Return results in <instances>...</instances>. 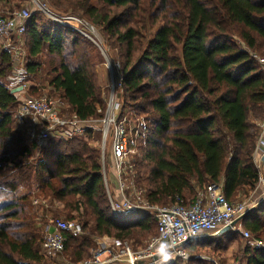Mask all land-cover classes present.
Returning a JSON list of instances; mask_svg holds the SVG:
<instances>
[{
    "label": "trees",
    "instance_id": "16d2710c",
    "mask_svg": "<svg viewBox=\"0 0 264 264\" xmlns=\"http://www.w3.org/2000/svg\"><path fill=\"white\" fill-rule=\"evenodd\" d=\"M49 2L57 11L79 14L97 25L118 49L123 110L145 121L135 171L136 185L149 204L165 206L175 198L191 204L196 192L210 184L219 185L230 203L254 191L259 176L254 153L264 125V73L253 56L264 59V0ZM23 38L22 81L30 83L29 93L49 89L48 95L64 102L65 114L81 121L100 118L103 101L94 74L99 54L93 45L37 13L28 19ZM43 54L50 59L46 63L40 60ZM10 76V57L0 51V264L44 260L32 195L63 205L62 211L52 212L54 218L60 214L80 223V236L66 235L63 247L73 263L88 258L101 236L131 242L133 249L145 246L156 235L155 220L148 212L111 214L99 150L91 146L89 135L49 140L33 158L34 145L25 143L13 120L19 99L7 84ZM186 194L195 196L186 200ZM238 225L261 238L264 202ZM234 236L241 238L239 232H226L184 249L190 255L203 248L224 251ZM243 253L246 264H264V250L247 243ZM186 264L212 263L192 257Z\"/></svg>",
    "mask_w": 264,
    "mask_h": 264
},
{
    "label": "built area",
    "instance_id": "2783aa9c",
    "mask_svg": "<svg viewBox=\"0 0 264 264\" xmlns=\"http://www.w3.org/2000/svg\"><path fill=\"white\" fill-rule=\"evenodd\" d=\"M47 19L66 29L86 37L89 40L91 28L85 20L73 15L55 16L38 0H30ZM32 13L26 9L7 12L0 15V51L7 53L12 63L11 89L21 87L15 94L20 97L14 111L13 120L16 126L27 129V135L38 153L49 140H60L67 137L95 138L100 133L98 150L100 172L107 194L110 211L114 217L127 216L138 212H148L156 223V235L151 237L145 246L133 249L127 241L114 238H101L90 256L78 264H186L190 258L207 260L201 254L190 255L184 249L201 238L219 236L220 231L240 220L253 209L257 201L247 200L228 202L219 185L210 184L196 194L191 204H185L180 198L167 206L151 205L138 190L133 176L138 156V141L145 121L134 111L123 110L122 91L123 74L120 63L105 57L102 67L107 76L108 95L102 99L101 117L86 121L64 113L66 106L61 99L47 95L27 96L30 85L22 81L24 63V32ZM99 47V46H97ZM99 49V48H98ZM260 70L264 73V59L253 56ZM26 95V96H25ZM86 139V138H85ZM261 146V147H260ZM261 148V149H260ZM108 149V156L106 152ZM254 163L258 171L264 156V144L258 141ZM257 157V158H256ZM112 170L113 182L107 180L106 174ZM109 181V182H108ZM264 184V176L259 174L257 185ZM264 201V194L262 195ZM259 201V203H261ZM230 231H239L242 239L250 241L254 250H264V240L255 239L247 230L234 225ZM82 227L76 220H50L44 228L40 251L47 258H56L63 251L66 235L79 237ZM209 261V260H207ZM212 264H226L210 260ZM42 264V263H40ZM237 264V263H233Z\"/></svg>",
    "mask_w": 264,
    "mask_h": 264
},
{
    "label": "rangeland",
    "instance_id": "374dc122",
    "mask_svg": "<svg viewBox=\"0 0 264 264\" xmlns=\"http://www.w3.org/2000/svg\"><path fill=\"white\" fill-rule=\"evenodd\" d=\"M38 2H39L40 6H42L41 4L45 5V7H47L49 9V11L55 16L73 15V16H77L79 18H82L81 16H79V14H72L70 11H67L65 13H63L62 11H57L54 8V6H52V4L49 2V0H38ZM22 9H26L28 12H30L32 14L33 13L40 14L44 19L49 20V19H47L45 17V15L34 4H32L30 2V0H27L24 3H21V4L19 3L18 0H10L9 4H4V3L0 2V15H6V13L9 10H11V11H20ZM82 19L85 20L86 25L89 26L92 29L91 32H89V34H90L89 36H90L91 40H89L86 37H83V36L82 37L86 41H88L91 45H93V47L95 48L96 52H98V54H99V63H97L95 68H94V74L96 76L97 86H98V88L100 90V93H101V99H103L104 96L106 97L108 95V91H107V76H106V72H104V69L102 67V62L104 61V58H103L104 56H102V54L100 52V50H102L100 47L103 48V51L105 52V57H107V59H109L110 61H113V62L120 63V59L118 58V49L111 47L107 43L105 37L102 35V33L100 31V28L97 25H95L92 22L88 21L86 18H82ZM97 46H99V47H97ZM24 54H25L24 55V58H25V56H26L25 44H24ZM40 60H41V62L46 63L50 59L45 54H43V55L40 56ZM11 77L12 76H10L8 78V83L7 84L12 88L14 86V83L12 82V78ZM38 80L39 81L43 80L42 74H40V79H38ZM35 83L39 84L41 86L40 82H35ZM29 85H30V83H29ZM38 90L39 91H38L37 94H30L29 91H27L26 95L27 96H32V97H35V96H38V95L50 96V95H48V93L50 92L49 89L45 88L43 90H40V89H38ZM16 95H21V94H16ZM18 99H20L19 96H18ZM22 131L24 132L23 136H24V139H25V143L27 145H31V142H30V140L28 138V135H27V129L24 127V128H22ZM94 135H95V138L91 142V146H93V147L98 149V144L97 143H98V139H100V133L96 132ZM36 152L37 151L35 150V153H33V156H34L33 158H35V157L37 158L39 153L37 154ZM108 152L109 151L107 149V152H106L107 159L109 158ZM99 160H100V158H99ZM133 174H134L133 180H134V183L136 185V171ZM106 177H107V180H109L110 182L111 181L113 182V180H114L113 171L112 170L108 171V173L106 174ZM136 187H137L138 190H141V191L144 192V190H143V188L141 186L136 185ZM31 190H30V196H31V194L33 192V191L31 192ZM22 191L26 192L27 190L26 191L22 190ZM198 192H196V193H198ZM251 194H252V192L251 193L249 192L247 194L246 193L245 194H240L237 197V199L234 200L233 202L247 201V200L256 201L258 198L255 197L254 195L252 196ZM194 196H190V195L186 194L185 195V199L186 200H191V198H194ZM30 202H31V205L33 206V208H34V210L36 212L35 223H36L37 227L39 228V230L42 229V236H43L44 228H45V226L47 224H49L50 220H62V221H65L60 216V214L59 215L56 214V216H55L56 218H54L52 216L53 215L52 214L53 211H58V212L62 211L63 205L61 203L54 202L52 205H50V204H48V202L42 201L41 197H38V198L34 199L33 195L31 197V201ZM257 202L258 203H256V204L259 205L260 204L259 201H257ZM170 204H168V205H170ZM162 206H164V205H162ZM165 206H167V205H165ZM238 229L245 230L240 225H238ZM152 232H154L153 229H152ZM228 232H233V231H228ZM236 232H239V231H236ZM101 238H109L110 239L112 237L101 236V237L95 239V242H96L95 247L91 248V250L95 249L97 247L98 241ZM150 238H147V241ZM255 239L264 240V234L261 236V238H255ZM41 240H42V238H41ZM129 243H131V242H129ZM247 243H250V241H246L244 239H241L239 236H234L232 242L230 243L228 248H226V250H224V251H209L207 248H203L202 253H200V254L202 256H204L207 260H209V262H210V260H213V261H216V262L217 261L218 262H224L226 264H233V263L246 264L247 262H246L245 254L243 252H244L245 245ZM91 250H90V252H91ZM40 253H41V251H40ZM43 258H44V260L42 261V264H78V263H73L68 258V255L66 253L65 254L63 253V251L60 254H58L56 256V258H54V259L53 258L50 259V258H47L45 256ZM86 259H84V260H86Z\"/></svg>",
    "mask_w": 264,
    "mask_h": 264
},
{
    "label": "crops",
    "instance_id": "0c3cea01",
    "mask_svg": "<svg viewBox=\"0 0 264 264\" xmlns=\"http://www.w3.org/2000/svg\"><path fill=\"white\" fill-rule=\"evenodd\" d=\"M259 141L262 142L264 144V125L262 126L261 128V134H260V138H259ZM261 147V146H260ZM261 149V148H260ZM256 156V154H254ZM254 156V158H255ZM257 158V157H256ZM261 168H260V171L259 174H261L262 176H264V161L261 162ZM264 194V184L258 186L256 185L254 191L252 192V196L254 195L255 197H257L258 199L256 201H261L263 198H262V195ZM261 202H264V201H261Z\"/></svg>",
    "mask_w": 264,
    "mask_h": 264
},
{
    "label": "water",
    "instance_id": "95a60500",
    "mask_svg": "<svg viewBox=\"0 0 264 264\" xmlns=\"http://www.w3.org/2000/svg\"><path fill=\"white\" fill-rule=\"evenodd\" d=\"M20 90H21V87L14 88V89H11V93H17V92H19ZM261 161H262V162L264 161V156L262 157ZM239 221H240V220H237V221L233 222L230 226L223 228V229L220 231V235L223 234V233H226V232L230 231V229H231L234 225L238 224Z\"/></svg>",
    "mask_w": 264,
    "mask_h": 264
}]
</instances>
